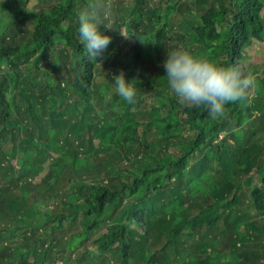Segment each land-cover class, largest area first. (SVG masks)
<instances>
[{
    "label": "trees",
    "instance_id": "16d2710c",
    "mask_svg": "<svg viewBox=\"0 0 264 264\" xmlns=\"http://www.w3.org/2000/svg\"><path fill=\"white\" fill-rule=\"evenodd\" d=\"M86 3L0 0V218L17 223L0 228V264H264V85L216 120L181 104L162 66L177 47L243 61L264 42L262 0H118L96 60L77 31ZM89 240L98 251H79Z\"/></svg>",
    "mask_w": 264,
    "mask_h": 264
},
{
    "label": "clouds",
    "instance_id": "9594fccd",
    "mask_svg": "<svg viewBox=\"0 0 264 264\" xmlns=\"http://www.w3.org/2000/svg\"><path fill=\"white\" fill-rule=\"evenodd\" d=\"M20 3L25 13H35L40 0H20ZM115 7L116 0H87L77 11L79 41L90 59L96 60L111 43V37L100 29L101 25L114 29L109 21ZM2 19L5 25L13 24V17L7 11H4ZM32 27L33 22L25 25V30ZM119 32L123 38H131L130 34ZM162 66L168 87L181 104L190 108L204 107L211 118L224 120L229 115L228 105L244 104L260 90L259 74L253 66H264V46L234 65H222L177 47L166 50ZM113 80L115 92L128 104H135L138 89L133 80H126L123 72L114 75Z\"/></svg>",
    "mask_w": 264,
    "mask_h": 264
},
{
    "label": "rangeland",
    "instance_id": "374dc122",
    "mask_svg": "<svg viewBox=\"0 0 264 264\" xmlns=\"http://www.w3.org/2000/svg\"><path fill=\"white\" fill-rule=\"evenodd\" d=\"M118 0H116V2H117ZM182 45V43H180L179 44V46H181ZM262 46H264V42L263 41H259V40H257V41H253V42H249L247 45H246V47H245V54L247 55V57L248 56H251V55H253L254 54V51H255V49H257L258 47H262ZM254 67V70L259 74V77H261V79H260V85H264V66H253ZM257 97H259L260 99H263L264 98V89L257 95ZM254 98V94H253V96H252V98L251 99H253ZM149 101V100H148ZM249 118L250 117H248V115L247 114H245V115H243L240 119H239V122H240V124L242 125V124H245L247 121H249ZM252 121H255V123L256 124H258L259 123V121H258V119L257 118H254V117H252ZM251 121V122H252ZM14 163H16V162H14V161H12V165H14ZM207 178V176H204L203 177V180H205ZM255 178V177H254ZM41 181V176L39 175V176H36L35 177V179H34V181H33V185H32V187H31V196H29V198H30V200H32L31 202H33L34 201V198H33V195L35 194V192H32V191H34L35 189H36V187H37V185L36 184H38L39 182ZM258 178L256 177L255 179H254V183H258ZM63 186V185H62ZM67 188V187H66ZM66 188L64 189V191H66ZM38 206L41 208V205L38 203ZM4 220H2L1 218H0V228L1 227H5V226H8L9 228H14V227H16L17 226V223H16V220L14 219V220H10L9 218H3ZM76 225L77 226H79V223H76ZM76 227V226H75ZM75 227H72V229L69 231V232H78V228H75ZM135 228V227H134ZM107 231V229L106 228H104L103 227V229L101 228V227H99V229H98V231L95 233V235L93 236V238H96V237H98V236H100L102 233H105ZM16 235L14 236V237H12V236H10L11 238L9 239V242H15L16 244H19V243H21V242H23L22 240H19L20 239V236H19V232L18 231H16V232H14ZM3 236H5V233L3 234ZM69 237V234H67V238ZM15 238V239H14ZM3 241L1 240L0 241V245H1V243H2ZM91 244H92V242H91V240H89L88 241V243H87V247H86V249L82 246V247H80L78 250L79 251H85V250H89V251H94V252H97L98 250L97 249H95V248H93L92 246H91ZM1 247V246H0ZM23 251V250H22ZM195 255H197L198 256V251L196 250V252H195ZM169 257L171 258V259H173V258H175V253H174V251L172 250L170 253H169ZM31 260V259H30ZM108 263L109 264H124L123 262H122V260H121V258L118 256V255H109L108 256ZM55 264H60L59 262H55ZM173 264H177L176 262H173Z\"/></svg>",
    "mask_w": 264,
    "mask_h": 264
},
{
    "label": "crops",
    "instance_id": "0c3cea01",
    "mask_svg": "<svg viewBox=\"0 0 264 264\" xmlns=\"http://www.w3.org/2000/svg\"><path fill=\"white\" fill-rule=\"evenodd\" d=\"M263 2V9H262V14L264 15V0H262ZM256 41V40H255Z\"/></svg>",
    "mask_w": 264,
    "mask_h": 264
}]
</instances>
